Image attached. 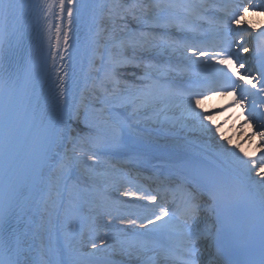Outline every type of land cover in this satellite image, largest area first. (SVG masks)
Wrapping results in <instances>:
<instances>
[{"label":"snow or ice","instance_id":"6c2138e0","mask_svg":"<svg viewBox=\"0 0 264 264\" xmlns=\"http://www.w3.org/2000/svg\"><path fill=\"white\" fill-rule=\"evenodd\" d=\"M73 4L74 0H67V3L65 0H58V3L45 0V14H53L55 8L58 10L56 19L62 21L66 13L67 24L71 26ZM176 7L169 0H153L146 5L136 0L131 4L115 0L108 11L115 22L129 15L140 20L137 14L140 10L148 13L149 18L143 21L144 24L163 26L174 22L172 10ZM250 7L264 8V0L255 5L252 0L237 4L230 22L239 26L244 24L245 16L259 14L255 11L250 13ZM16 10L13 0H0V46L15 34ZM251 26L253 29L256 27L254 24ZM52 27L49 23V32ZM62 27V23L55 24V47L60 48L62 38L67 51L69 33L67 30L62 32ZM228 33L229 27L225 24L220 30L219 42L182 45L187 62L205 71L198 73L191 81L194 86L181 94L187 97V116L197 122L203 132L219 135L227 145H231L232 140L224 137L220 126L212 119L214 110L201 109V101L226 96L229 91L236 97L239 91V98L219 111L232 106L240 107L242 112L247 108L245 122H251L249 117L255 120V104L250 96L264 93V62L259 75L253 76L246 68L245 58L239 54L255 51L264 57V46L250 49L243 36L233 42L228 40ZM141 36L144 39L132 41L127 46L146 50L158 46L154 43L156 37L150 33H141ZM125 46L123 41L115 42L106 56L101 57L98 70L101 75L94 86V93L102 94L100 107L85 105L81 110L79 106L69 105L65 87L68 73L64 72L58 77L55 109L41 112L30 81L20 84L11 75L0 74V264H85L77 258L63 259L58 243L46 246L41 242L37 257L31 260L26 259V254L33 250V244L41 233H51L53 216L57 221L61 217L68 221L79 211L80 202L86 200L88 187L82 186L79 177L76 180L73 177L83 165L84 173L94 182L97 175L95 165L101 153H84L81 146L91 142L98 150L117 148L124 144L125 137L140 135L139 129L128 121H113V109L130 107L133 113H137L162 99L155 92L156 81L152 72L155 66L152 64L145 65L143 74L137 77L142 83L131 85L124 82L121 69L129 65L141 68L135 57L123 54ZM234 47L237 52H233ZM51 54L53 60L56 57L64 59L59 50ZM246 85H251V88ZM257 88V92L251 91ZM260 115L264 116V113ZM254 134L264 140V131ZM69 144L72 145L70 150ZM235 147L239 148L242 156L225 145H220V155L240 167L247 179L246 184L238 185L230 176L220 177L201 165L191 164L171 190V202L164 197L158 199V194L152 192L141 193L139 189L124 191L123 196L133 199L113 201L114 205L120 206L116 211L126 210L115 217H112V212H107L112 219L104 222L103 226H111L114 219H119L121 224L129 226L120 232L126 234L131 231L133 235H125L116 244L109 241L107 232L103 236L96 232L95 238L89 241L92 251L83 255L96 257L97 253H104L97 257L96 264H119L115 259L117 256L139 259L146 251H155L159 247L171 264H264V157L258 160L255 153L250 154L239 144ZM107 199L100 193L101 201ZM139 201L148 203L139 205ZM92 203L100 207L95 201ZM241 204L244 205L242 217L239 215ZM138 222L139 228L136 227ZM160 230L164 231L167 241L163 246L158 239L143 238ZM64 239L67 246L68 234ZM238 255L243 259L228 258Z\"/></svg>","mask_w":264,"mask_h":264},{"label":"bare ground","instance_id":"6f19581e","mask_svg":"<svg viewBox=\"0 0 264 264\" xmlns=\"http://www.w3.org/2000/svg\"><path fill=\"white\" fill-rule=\"evenodd\" d=\"M114 2L115 0H87L86 4H84L85 19L83 22V34H82L81 42L78 46V50L76 52L77 62L75 63L74 66L73 81L71 84V90L68 101L69 105L79 106L81 110H83V107L87 105V103L83 100L84 94L91 91L92 87L95 86L97 80L101 75V73L98 71L102 63L101 57L106 56L107 51L111 49L112 45L115 43V42L111 43L110 41L111 44L109 45V43L106 42L105 37L108 38V36H110L113 38L121 34V31L112 32L110 31V29H108L109 26L112 23H114L113 19L110 18L108 11L109 7L113 5ZM120 2L124 3L123 0H120ZM147 2H144L143 4L146 5ZM172 2H176V1H172ZM54 3H58V0H54ZM65 3H67V0H65ZM178 6L179 4L177 5V7ZM259 10L258 9L249 10L250 13L255 11L259 14L245 16V22L244 24L240 25V28L245 29L244 25L247 24L248 26L251 27V29H253L251 25L254 24L256 27L253 30L257 31L262 36V33H264V9H261V11ZM57 11L58 10L54 8L52 14L53 27H52L51 39L49 43L48 72L46 77L44 95L41 102L42 105H45V107L41 108L43 112L47 111L53 93L55 91L58 92V89H56L55 86L57 82V75H58L61 59L60 57H56V59L53 60L51 53L59 50L64 54V45L62 38H61L60 48L57 49L55 47V43H56L55 24L62 23L63 25L62 32L64 30H67V26H68L66 13L64 19L62 21H59L56 19L55 16V13ZM129 16H127L126 18H129ZM131 18L133 19L132 16ZM148 18L149 17L147 12L141 14L140 16V20L141 19L146 20ZM249 21L251 23H249ZM115 23L123 24L125 22L124 20H116ZM179 23H181L180 20L174 19V22L172 24H174L175 27V26H179L178 25ZM150 26L152 25L143 24L141 26V29L138 28L136 29L134 28L133 30L129 29L130 33L128 34V36L130 38L135 37L136 39L137 37H139L138 35H140L138 33H145ZM169 26H171V24L161 26V28H163L162 32L164 31H166V33L172 32L174 28ZM175 40L176 39H174V37L171 34H169V36L163 35L161 40H159V38L157 40L156 38L154 43L158 46L152 47L150 49L152 51L140 47H136V48L129 47L127 46L128 43L123 41L126 45L125 48L123 49V54L125 56L127 53L132 55H136V54L141 55V52L138 51H143L142 52L143 54L141 56L137 55L135 57L136 62H142L143 64H152L155 66L153 68L154 70H152L153 79L156 81V88H159L160 90V93L157 94H159L162 97V99L155 104L145 106L143 109H141L143 111H139L137 113H133V111L131 112L130 110L132 109L130 107H121V109H117L119 107L118 106L115 109H113L111 113V119L113 121L125 120L131 123L133 126L137 127L140 131V135L135 138L125 137V141H129L131 143L136 144V146H138L137 148H140L141 153L144 151L143 149L146 148L145 152L147 151L148 153H144V155L156 157L157 159L160 160V162L163 165L165 163H172L174 160H176L175 158L180 159V157H184V159L181 162L184 163L186 166L191 164L201 165L203 167H207L209 171L214 172L215 174H219L222 177L226 175L229 176L233 175V177L236 176L238 177L239 181L246 184L247 179L245 176L242 175L240 167L237 164H235L231 159H226L220 155V153L222 152L220 145H225L226 147L231 148L237 153H239V148L235 147L237 144H239L241 148H243L245 151L249 152L250 154L255 153L256 159L259 160L261 157H264V140H261L258 134H254V133H258L259 131H264L263 129L264 127L261 126L264 125V118L252 120V118L249 117V120L251 122L246 123L245 116L248 115L247 108H245V110L242 112L240 107L232 106L227 108V110L221 112L219 111L220 108L231 104L229 100L223 102L219 101L216 103H210V102L205 103L201 101V109L214 110L212 119L216 121V124L220 126V131L224 134V137L230 138L232 140V144L227 145V141L221 138L219 135L213 136L211 133L203 132L200 129L198 123L193 121L191 118L187 116V113L185 111V104L187 99H183L178 95L174 94L173 90H177L179 92V89L181 90L184 88L183 87L184 84L180 83L177 80L176 81L173 80L170 83H167L168 77L170 76L168 75L167 72L173 69L175 66H177L175 65L177 63L176 61L171 62L169 60L170 57L175 54H178L180 55L178 57L180 60L183 61L186 60L184 58V52L179 53L180 51L178 49L176 50V48L174 49V47L170 46L171 42ZM197 41H200V39L194 38L190 42L193 44H197ZM160 45L162 46L160 47ZM1 50L2 47L0 46V63L2 58ZM180 63L181 65L177 66L178 70L185 69V67L182 66V64L184 65V63L183 62ZM138 69L140 70L142 68H134L131 65H129L126 68L121 69L124 82L129 84H134V83L136 84V82L133 81L132 79V77H134L133 73H135V75L143 74V71H138ZM128 70L131 73L129 74L125 73ZM94 71L95 73H93ZM126 75H129L130 78H124V76L126 77ZM157 84H161V85H157ZM168 87L170 88V91L168 90ZM165 95H167L166 98L164 97ZM91 100L94 102L95 106L100 105L99 99L97 97H92ZM160 104H162L163 106ZM153 119L154 121L151 122V120ZM204 123L207 124L209 122L205 121ZM209 126L213 127L214 129L213 125H209ZM85 134L86 133H81V135H85ZM156 136H160V138H156ZM71 147L72 145L69 144L68 149L70 150ZM80 150L84 153H89L92 151H100L101 153L100 160L96 164L99 166L101 165L99 168H103L104 166H106L109 163L106 160L107 159L111 160L112 157L111 155L107 154L109 149L98 150L96 146L91 142L82 145ZM239 154L242 156V153ZM138 157L133 156L129 159L126 158L127 159L126 161L131 164L135 172L138 170V168H142L141 166L144 163V161H141ZM84 159H86V156L84 157ZM102 161L106 164L105 165L102 164L103 163ZM88 163H92V162L89 161ZM81 170H83V165H81ZM151 175L152 174H150L152 180H154L155 182L157 181V183H160L158 184L159 186L163 185L161 184V181L158 178L160 172H157V174H155L156 176L154 175L151 176ZM86 176L87 175H85V173L77 172L76 174H74L73 179L76 180L77 177H79V182L82 180L86 181V182H82L83 186H87L88 189H92L91 192L93 191L94 194H96L95 193L96 190L94 191L93 187L104 189L97 192L98 198H100V193H103L104 195L106 194V196L110 197L111 199H115L118 201H130L133 198L123 196L122 193L124 191H129V190L131 191L137 190V188L134 187V185L126 181H123L122 179L118 178L116 175H108L107 179L106 178L102 179L101 175L97 174L95 176L94 182L88 179ZM161 180L163 182V179ZM92 196L94 195L89 193L86 199L93 198ZM104 204L107 203L105 202ZM105 209H107V211H111V210L114 211L111 205L108 206L105 205ZM116 213L118 214V212ZM45 215H47V213H45ZM52 220H56L55 216H53ZM53 222L55 223V221ZM56 222L58 224V230L60 231L61 235H63L60 227V222L57 220ZM50 227L52 232L53 224ZM85 229L79 230L77 228H73V232L79 231L80 235L84 236L86 239L87 235ZM51 235L52 234L49 232L41 233L40 237L37 238L33 244V250L26 254V259L31 260L37 257L41 242H43L46 246L55 245ZM94 238L95 236L89 237L85 242L73 243L70 245L71 250H76V251L85 250L83 253L79 255L82 257L81 260L84 261L85 263L86 262L96 263L97 257L104 255V253H97L96 257L83 255L85 253H89L92 251L91 244L89 243V241ZM28 242L33 243L31 240H29ZM97 243H99V241H97ZM61 256L63 259H69V258L79 259L78 257H74L69 253L62 252V250H61ZM115 259L119 261V264H132V262L139 261L140 258L139 259L133 258L129 260V258L127 257L117 256L115 257Z\"/></svg>","mask_w":264,"mask_h":264},{"label":"rangeland","instance_id":"374dc122","mask_svg":"<svg viewBox=\"0 0 264 264\" xmlns=\"http://www.w3.org/2000/svg\"><path fill=\"white\" fill-rule=\"evenodd\" d=\"M123 2L125 4H131L134 2V0H123ZM136 2L142 3V4L144 2H147V4H148V3L152 2V0H136ZM143 13H145V12H141L140 10H137L138 15L141 16V14H143ZM124 22L125 23H123V24H118V23L114 22L109 26L108 29H110V31H112V32L121 31V34L119 36H116L113 38L110 36H108V38L105 37V40L107 43H109V45L112 42H118V41H125L128 44L132 41H137V39H135V37L130 38L128 36V34L130 33L129 29L133 30L136 27L138 20L132 19L131 15H130L129 18L124 19ZM152 27L155 28V26H152ZM110 41H111V43H110ZM137 55H139V54H136V55H132L129 53L126 54V56L129 58L130 57H136ZM139 56H141V55H139ZM143 65L145 66V64H143ZM141 68H144V67L142 66ZM93 73H95V71ZM126 73L129 74L128 71ZM137 77L138 76L136 75L134 78L137 79ZM131 85H135V83L131 84ZM92 97H97L98 99H100V98H102V94L99 92L94 93V87H92L91 91L85 93L84 98H83V100L87 103L88 106H95L94 102L91 100ZM164 97L166 98L167 95H165ZM160 105H162V104H160ZM95 107H100V105L99 106L96 105ZM117 109H121V107H118ZM130 111L132 112V110H130ZM140 111H143V110H140ZM152 121H154V119L151 120V122ZM156 138H160V136H156ZM88 164H91V163H88ZM100 166L95 165V173L100 174L102 179H105V178L107 179L108 175H115L117 173L116 172L117 169H115V168L107 167V166H104L103 168H99ZM78 172L84 173V171L81 169ZM85 175H87V174H85ZM86 177L88 178V176H86ZM80 182L83 186L82 182H86V181L82 180ZM93 188H94V191L96 190L95 191L96 194H94L93 191L91 192L92 189H89V193L94 195L95 197L92 196L93 198L82 200L80 202L79 211L77 212V214L72 219H69L68 221H64L63 217L60 218L59 222H60V227H61V231H62L63 235H61L60 231L58 230V224H57L56 220H53V221H55V223L52 222V224H53L52 229L53 230L51 232V234H52L51 236H52V240H54V244L58 243L62 252L69 253L74 257H78L80 260L82 257L79 255L81 253H83L85 250H78V251L71 250L70 249L71 244L79 243V242H85V241H87V238L96 236V232H98L100 236H103L104 233L107 232L109 241L112 240L110 242L116 243V244H118L120 239H123L125 235H129V233L125 234V233L120 232V230H118V226H115L118 224L123 225L120 223L119 219H114L111 226H108V227L103 226L104 222H106L109 219H112V217L120 215L121 213L117 214L113 210L107 211V209H105V205L108 206L109 204L108 203L104 204L106 202V200L101 201L100 198H98V196H97L98 195L97 192L104 190V189H100V188H96V187H93ZM92 201H95L97 204H100V207H95L93 205ZM107 212H112V217H109L107 215ZM101 213H103L104 215H101ZM124 226L128 227L127 225H124ZM73 228H77L79 230L86 228L85 230H86L87 238L85 239L84 236L80 235L79 231L73 232ZM93 228H95L96 231H93ZM65 234H68L67 246H65V239H64ZM85 264H95V263L94 262H86Z\"/></svg>","mask_w":264,"mask_h":264}]
</instances>
